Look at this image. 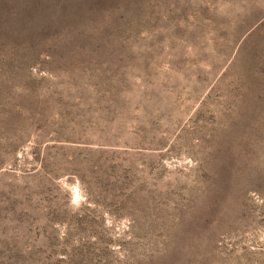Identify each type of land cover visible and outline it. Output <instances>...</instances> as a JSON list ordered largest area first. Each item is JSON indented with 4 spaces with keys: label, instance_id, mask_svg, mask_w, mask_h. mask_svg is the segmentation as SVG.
<instances>
[{
    "label": "rangeland",
    "instance_id": "374dc122",
    "mask_svg": "<svg viewBox=\"0 0 264 264\" xmlns=\"http://www.w3.org/2000/svg\"><path fill=\"white\" fill-rule=\"evenodd\" d=\"M0 264H264V0H0Z\"/></svg>",
    "mask_w": 264,
    "mask_h": 264
}]
</instances>
